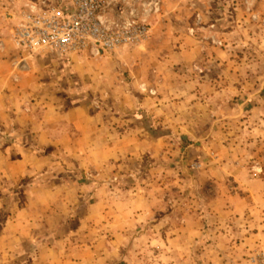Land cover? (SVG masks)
<instances>
[{
	"label": "crops",
	"instance_id": "obj_1",
	"mask_svg": "<svg viewBox=\"0 0 264 264\" xmlns=\"http://www.w3.org/2000/svg\"><path fill=\"white\" fill-rule=\"evenodd\" d=\"M26 1L0 0V264H119L129 229L153 212L151 195L107 188L98 197L58 171L167 153L174 137L203 136L211 123L234 118L223 110L234 106L239 88L236 55L216 46L223 43L216 32H201L208 25L220 30L204 11L229 9L246 18L255 9L264 20V6L261 12L253 0L154 1L148 10L160 12L151 16L143 44L101 57L66 54L75 62L70 75L105 90V102L66 107L39 73L17 66L10 39ZM80 204L88 207L81 223Z\"/></svg>",
	"mask_w": 264,
	"mask_h": 264
},
{
	"label": "rangeland",
	"instance_id": "obj_2",
	"mask_svg": "<svg viewBox=\"0 0 264 264\" xmlns=\"http://www.w3.org/2000/svg\"><path fill=\"white\" fill-rule=\"evenodd\" d=\"M43 1L59 2L26 1L14 27L28 3ZM105 1L122 5L128 15L148 23L160 12L148 10L157 0ZM253 1L254 8L264 6L263 0ZM254 11L247 10L246 18L235 10L204 11L206 20L217 22L220 30L208 25L210 31L201 32H216L223 40L216 46L236 55L239 88L234 106L223 110L234 118L211 123L213 128L202 130L203 136L198 131L192 137H174L167 153L121 156L117 165L104 169L58 171L61 178L78 180L83 193L97 192L98 197L105 196L107 188L129 196L151 195L153 212L129 229L119 264H264V20ZM12 45L17 66L39 73L46 91L66 107L103 99L105 90L92 88L83 75H70L75 62L66 53ZM58 157L63 163L70 161L69 155ZM77 211V221L86 220L88 207L80 204Z\"/></svg>",
	"mask_w": 264,
	"mask_h": 264
},
{
	"label": "built area",
	"instance_id": "obj_3",
	"mask_svg": "<svg viewBox=\"0 0 264 264\" xmlns=\"http://www.w3.org/2000/svg\"><path fill=\"white\" fill-rule=\"evenodd\" d=\"M146 19L134 18L120 4L105 0L28 3L11 32L20 49L101 57L139 46L150 36Z\"/></svg>",
	"mask_w": 264,
	"mask_h": 264
}]
</instances>
